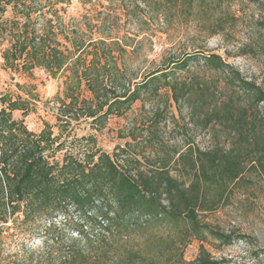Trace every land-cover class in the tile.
I'll return each mask as SVG.
<instances>
[{"label":"trees","instance_id":"1","mask_svg":"<svg viewBox=\"0 0 264 264\" xmlns=\"http://www.w3.org/2000/svg\"><path fill=\"white\" fill-rule=\"evenodd\" d=\"M195 1L182 0L189 7ZM45 4L0 0V35L10 38L3 52L6 66L27 72L40 68L52 78L68 72L63 97H57V134L47 122L35 132L13 117L14 110L25 116L32 110L26 99L0 97V264L15 240L21 245L15 252L20 264H180L181 246L192 238L211 236L223 245L244 239L203 222L200 214L228 198L245 174L264 175V85L244 77L221 55L202 51L137 80L122 62L127 50L119 37L112 38L102 25L96 29L99 37L77 29L67 33L61 23L57 33L58 11H46ZM9 8L14 17L3 21ZM49 12L54 16L40 23ZM212 23L223 26L221 19ZM193 60L223 74L224 96L206 82L168 79L170 70ZM162 78L176 102L193 100L190 119L214 132L212 147L189 146L172 169L169 152L147 156L143 163L126 147L111 154L98 147L95 135L76 134L86 121L102 129L146 92H157ZM73 212L82 222L75 235L64 224ZM147 223L167 233L141 232ZM34 239L40 242L37 248L28 246ZM224 262L202 247L191 264Z\"/></svg>","mask_w":264,"mask_h":264},{"label":"rangeland","instance_id":"2","mask_svg":"<svg viewBox=\"0 0 264 264\" xmlns=\"http://www.w3.org/2000/svg\"><path fill=\"white\" fill-rule=\"evenodd\" d=\"M45 10L56 9L59 22L54 17V31L61 27L67 33L75 29L87 37L96 34L99 25L112 38H120L127 50L122 62L131 77L142 75L172 60L187 58L198 52L216 53L239 69L244 77L264 85V0H196L193 7L182 0H41ZM58 1V0H57ZM12 10L3 14L2 20H11ZM51 12L40 19L51 18ZM222 20V28L213 26ZM218 31L214 34V31ZM10 38L0 35V97L9 95L28 101L32 110L25 116L14 110L15 119H23L28 128L39 132L45 123L53 126L57 134V97H63L64 81L68 72L52 78L40 68L30 72L20 67H8L3 52L10 46ZM170 81L206 82L219 98L224 96V76L207 70L195 60L185 68L170 70ZM157 92H146L131 109L121 116L113 115L100 130L91 128L90 121L76 129L78 136L93 134L102 150L113 153L126 147L143 163L145 157L155 158L169 152L174 155L170 167L175 169L179 154L189 146L208 149L216 139L211 129L190 119L193 100L183 97L176 102L169 86ZM264 112V102L261 104ZM1 108V103H0ZM182 169V163H178ZM176 172L175 170H173ZM246 179L233 187L232 193L215 209L200 214L201 220L225 233L245 235L230 245L208 236L204 240L192 238L182 245V262L191 264L203 247L211 257L224 260V264H264V175L247 173ZM79 215L70 214L65 222L66 232L75 235L81 226ZM146 234H166L167 229L157 223H147L139 228ZM138 232V231H136ZM134 237L140 236L135 233ZM39 247L34 239L30 246ZM181 245V244H180ZM21 245L15 240L7 249L10 256L3 264H20L15 254Z\"/></svg>","mask_w":264,"mask_h":264}]
</instances>
